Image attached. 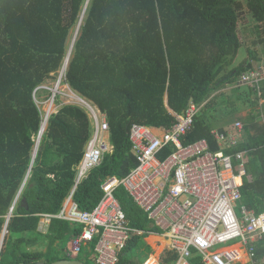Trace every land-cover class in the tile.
Listing matches in <instances>:
<instances>
[{
	"label": "trees",
	"instance_id": "16d2710c",
	"mask_svg": "<svg viewBox=\"0 0 264 264\" xmlns=\"http://www.w3.org/2000/svg\"><path fill=\"white\" fill-rule=\"evenodd\" d=\"M242 14L264 36V0H0V234L7 222L0 264L70 260L66 246L80 232L57 219H51L45 233L40 230L39 216L57 215L70 195L92 133L89 112L63 104L48 117L36 147L43 117L35 100L39 103L42 93L44 101L51 98L48 82L58 81L63 70L60 86L86 100L107 125L113 152L104 155L73 195L80 210L91 211L107 178L120 180L137 166L132 126L159 136L176 122L173 113L182 114L192 101L201 108L182 145L205 139L211 151L217 150L201 110L219 72L241 46L236 30ZM258 42L263 44L264 37L253 43ZM252 68L246 64L228 72L227 82L234 77L239 86L240 76ZM263 82L261 97L246 86L256 104L264 98ZM172 151L165 147L158 159ZM240 152L245 159L241 203L259 214L264 211V130L249 143L238 141L226 150L229 155ZM114 196L130 228L142 231V237L161 233L122 187ZM142 237L130 238L117 264H141L132 249ZM256 246V258L262 260L264 241ZM84 251L76 260L94 264L80 259L89 256ZM189 263L203 264L195 253Z\"/></svg>",
	"mask_w": 264,
	"mask_h": 264
},
{
	"label": "built area",
	"instance_id": "2783aa9c",
	"mask_svg": "<svg viewBox=\"0 0 264 264\" xmlns=\"http://www.w3.org/2000/svg\"><path fill=\"white\" fill-rule=\"evenodd\" d=\"M62 76L63 73L55 88L50 89L52 101L59 97L57 88ZM263 81L264 66H259L244 72L238 83L255 89L261 97ZM78 103L89 112L91 137L61 211L57 215L39 216L40 220H46L39 221L42 232L51 219L80 229L67 244L70 259H76L83 248L89 249L94 243L91 248L94 264H117L130 238L142 237V231L129 227L114 196L116 189L122 187L167 239L169 250L176 256L173 264H190L193 253L200 256L203 264H264V258H256V245L264 241V211L255 214L241 205L239 189L244 175V154L213 152L205 139L189 145L181 143L201 108L192 101L182 114L173 113L176 122L159 136L145 127L132 126L129 137L137 166L120 180L107 178L100 186L102 197L96 206L91 211L80 210L73 201L77 186L99 166L105 154L113 152V147L108 141L106 123L98 119L86 100L78 98ZM242 129L243 125L236 122L228 136L214 132L213 137L222 148L226 143L232 146ZM167 146H172L173 151L166 159L159 160L158 155ZM233 160L238 162L239 174ZM237 178L241 180L239 184ZM5 229L1 233L0 249ZM141 264L162 262L149 255Z\"/></svg>",
	"mask_w": 264,
	"mask_h": 264
},
{
	"label": "crops",
	"instance_id": "0c3cea01",
	"mask_svg": "<svg viewBox=\"0 0 264 264\" xmlns=\"http://www.w3.org/2000/svg\"><path fill=\"white\" fill-rule=\"evenodd\" d=\"M245 15L246 14H242L240 16L243 18ZM247 30L248 29L243 25L238 26L236 33L241 46L235 57L228 58L229 62L225 64V69L219 72L216 87L223 82L225 83L219 88H213L209 92L205 100L206 106L201 110V112L204 110V116L208 121L211 134L215 132L228 136V133L233 132V125L236 122L242 123L244 131L241 133L240 138L236 140L237 142L239 141V144L249 143L256 137L260 130H264V98L259 100L258 104H256V102L252 101L254 97L249 94L250 91L246 86H237V79H234V77L232 79L229 78L230 81L227 82L228 72L240 66L244 67L246 64L254 68L264 66V43L260 44L258 42V44H254L253 42L255 39L252 37L253 34L248 35ZM262 89L264 92V82L262 84ZM169 112L171 111L169 110ZM232 136H234V134L230 135V137ZM216 145L217 150L213 152L223 151L226 153V150H229L231 147L228 143L225 144L224 148L218 144ZM246 158V162L248 163L249 159L247 155ZM233 163L236 173L239 174L238 162L233 160ZM241 205L244 207L243 203H241ZM4 228H6V226ZM45 232L46 231L43 233ZM237 246L239 245L237 244ZM84 250V254L88 253L89 256L85 257V255H82L81 258L91 259L93 261V251L91 247L89 246L88 250ZM132 252L135 261L142 262L146 257L151 255L161 262L164 261L163 264L174 263H169L167 261L169 256L172 257L175 254L169 250L168 241L161 234L151 233L145 235L142 237L141 241L134 246Z\"/></svg>",
	"mask_w": 264,
	"mask_h": 264
},
{
	"label": "rangeland",
	"instance_id": "374dc122",
	"mask_svg": "<svg viewBox=\"0 0 264 264\" xmlns=\"http://www.w3.org/2000/svg\"><path fill=\"white\" fill-rule=\"evenodd\" d=\"M239 18H242V16H239ZM240 25H243V26H246V28L248 29L247 30V33L248 35H252L253 39H259V36L261 38H263V34H262V30H255V24L254 22L251 20L250 16L248 14L245 15L243 21L241 19H239V26ZM256 49V48H255ZM252 50V48H251ZM60 74V72H59ZM56 83H57V80H52L50 82H48V86L51 88V89H54L55 86H56ZM59 91L58 95H59V103L58 104H55L54 101H52L51 99L47 100V101H44L45 99V96L44 94L46 93H42V99H40L39 101V109L40 111L42 112V123H41V129L42 130V134L43 132L45 131L46 129V126H47V121L48 119L46 118L47 116L49 117L51 114L53 113H56V111L59 109V107L63 104H73V105H78L80 106V104L78 103V98H80L79 96L75 95L71 89L68 88V86H59L57 88ZM81 107V106H80ZM50 112V113H49ZM41 134V135H42ZM237 181H238V178H237ZM18 198V195L16 197V199ZM40 222H46V220L43 218L40 220ZM2 233V232H1ZM4 239V238H3ZM2 240V234H0V242ZM229 244H232V243H229ZM227 244V245H229ZM221 247V246H220ZM80 259H83L85 260V262H88V260L86 258H81ZM92 264V263H91Z\"/></svg>",
	"mask_w": 264,
	"mask_h": 264
},
{
	"label": "water",
	"instance_id": "95a60500",
	"mask_svg": "<svg viewBox=\"0 0 264 264\" xmlns=\"http://www.w3.org/2000/svg\"><path fill=\"white\" fill-rule=\"evenodd\" d=\"M67 60H68V56H67V58H66V62H65V63H67ZM165 104H166V107L168 108V106H167V99L165 100ZM41 134H42V130L39 131V135H38V137H37V142H36V147H37V144H38V141H39V139H40ZM36 147H35V150H34V154L36 153ZM22 203L25 204V200H24V199L22 200ZM13 205H14V204H13ZM13 205H12V207L9 209V214H8V216L6 217L7 220H8V218L10 217V213H11V211L13 210ZM6 224H7V222L5 223V226H6ZM5 226H4V227H5ZM39 264H43V263H39ZM51 264H86V263H84V262H82V261H79V260H59V261H55V262H53V263H51Z\"/></svg>",
	"mask_w": 264,
	"mask_h": 264
},
{
	"label": "bare ground",
	"instance_id": "6f19581e",
	"mask_svg": "<svg viewBox=\"0 0 264 264\" xmlns=\"http://www.w3.org/2000/svg\"><path fill=\"white\" fill-rule=\"evenodd\" d=\"M65 65H66V64H65ZM62 72H63V70H62ZM62 72H61V74H62ZM61 74H60V75H61ZM49 113H50V112H49ZM236 183L238 184V181H237V179H236Z\"/></svg>",
	"mask_w": 264,
	"mask_h": 264
},
{
	"label": "clouds",
	"instance_id": "9594fccd",
	"mask_svg": "<svg viewBox=\"0 0 264 264\" xmlns=\"http://www.w3.org/2000/svg\"><path fill=\"white\" fill-rule=\"evenodd\" d=\"M261 95H262V93H261ZM11 214V213H10ZM84 249H86V248H84ZM88 250V249H87ZM70 260H76V259H70Z\"/></svg>",
	"mask_w": 264,
	"mask_h": 264
}]
</instances>
